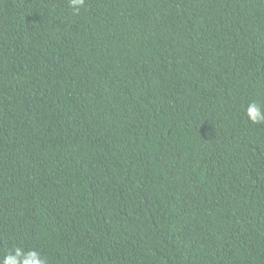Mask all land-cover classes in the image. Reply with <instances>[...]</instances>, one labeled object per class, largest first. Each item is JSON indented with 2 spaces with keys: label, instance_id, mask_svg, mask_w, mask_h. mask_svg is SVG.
<instances>
[{
  "label": "trees",
  "instance_id": "trees-1",
  "mask_svg": "<svg viewBox=\"0 0 264 264\" xmlns=\"http://www.w3.org/2000/svg\"><path fill=\"white\" fill-rule=\"evenodd\" d=\"M264 0H0V259L264 264Z\"/></svg>",
  "mask_w": 264,
  "mask_h": 264
},
{
  "label": "clouds",
  "instance_id": "clouds-1",
  "mask_svg": "<svg viewBox=\"0 0 264 264\" xmlns=\"http://www.w3.org/2000/svg\"><path fill=\"white\" fill-rule=\"evenodd\" d=\"M84 5L85 0H68V6L74 15H78ZM245 115L253 124L264 123V108L255 101L248 103ZM0 264H49V261L37 250L26 251L23 247L16 246L5 253Z\"/></svg>",
  "mask_w": 264,
  "mask_h": 264
}]
</instances>
